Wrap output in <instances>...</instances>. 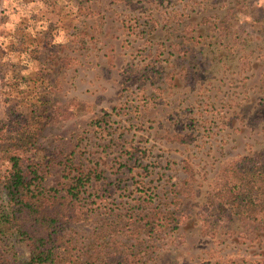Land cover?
I'll return each instance as SVG.
<instances>
[{"label":"rangeland","instance_id":"374dc122","mask_svg":"<svg viewBox=\"0 0 264 264\" xmlns=\"http://www.w3.org/2000/svg\"><path fill=\"white\" fill-rule=\"evenodd\" d=\"M48 1L38 38L72 67L57 61L56 73H41L60 83L56 102L77 100L83 108L47 126L29 157L46 195H65L70 158L93 178L82 215L61 232L62 264L100 261L96 249L106 235L110 247L119 241L122 250L139 252L140 264H264V230L229 220L208 197L222 169L264 154L260 0ZM4 9L0 0V127L14 105L2 60ZM208 22L223 26L207 30ZM204 32L214 60L189 83L175 73L177 57Z\"/></svg>","mask_w":264,"mask_h":264},{"label":"trees","instance_id":"16d2710c","mask_svg":"<svg viewBox=\"0 0 264 264\" xmlns=\"http://www.w3.org/2000/svg\"><path fill=\"white\" fill-rule=\"evenodd\" d=\"M48 2L10 0L4 9L6 29L2 60L4 72L10 76L8 84L14 105L9 124L0 127V264H62L61 232L65 224L82 215L78 214L82 194L93 180L91 174L72 167L70 158L66 169L72 177V184L64 190L65 195L59 196L60 192L55 189H52L53 195H46L40 186L38 169L29 157L47 126L68 121L83 108L77 100L66 104L56 102L53 95L60 83L41 73L42 68L56 73L57 61H60V67H72L70 57L59 59L58 48L51 43L42 44L38 38V30L45 29L42 10L48 8ZM225 19L226 24L229 23V15ZM259 24L264 29V20ZM207 25V30L223 26L216 22ZM48 29L54 34L51 26ZM224 36L220 35L221 40L226 39ZM230 36L236 37L232 33ZM204 37L207 38L205 32L197 37L191 36L194 42H185L177 57L176 68L180 70L178 72L175 68V73L189 83L199 81L201 72L207 73L214 60V56L209 55L211 50H208ZM224 40L220 42L221 47H233ZM43 48L47 53L46 61L42 59L45 55ZM154 73L157 82L164 77L163 72ZM208 197L211 204L225 211L229 220H238L246 229L264 230V154L246 156L237 166L222 169L218 183ZM225 205L229 209L224 208ZM123 217L132 219L129 213ZM130 225L127 223L124 228L129 233L132 232L128 228ZM114 226L122 227L120 223ZM140 231L141 227L136 226L135 236L140 235ZM106 238L107 235L98 242L100 248L96 249L102 258L92 264H140L139 252L122 250L119 241H115L120 244L118 247H110L112 240Z\"/></svg>","mask_w":264,"mask_h":264},{"label":"clouds","instance_id":"9594fccd","mask_svg":"<svg viewBox=\"0 0 264 264\" xmlns=\"http://www.w3.org/2000/svg\"><path fill=\"white\" fill-rule=\"evenodd\" d=\"M9 2H10V0H4L5 7L8 6V3H9ZM260 4H261V5H264V0H260ZM13 6H15V5H13ZM12 18H13V20L16 19L15 16H13Z\"/></svg>","mask_w":264,"mask_h":264}]
</instances>
